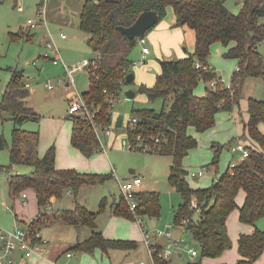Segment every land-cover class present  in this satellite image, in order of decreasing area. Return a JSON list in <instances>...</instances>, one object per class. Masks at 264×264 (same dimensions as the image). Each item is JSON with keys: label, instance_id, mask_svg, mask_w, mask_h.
<instances>
[{"label": "trees", "instance_id": "trees-1", "mask_svg": "<svg viewBox=\"0 0 264 264\" xmlns=\"http://www.w3.org/2000/svg\"><path fill=\"white\" fill-rule=\"evenodd\" d=\"M169 6L175 13L173 25H187L194 30V50L184 57L160 59V71L154 83L138 84L136 91L151 101L162 99V106L160 109L131 107V116L136 121L126 128L125 134L133 144L140 136V140L149 146V149H139L171 156L168 182L182 195V202L175 212V223L187 219L188 237L199 249V254L187 259L185 264H204L203 257L219 256L230 246L226 221L233 209L238 208L239 220L244 223L255 224L264 216V130L259 127L264 122V98L247 99L248 118L244 122L243 135L246 133L250 143H245L246 157L233 166L228 163L226 169L205 187L191 186L186 179L188 170L182 164L184 156L197 145L196 137L187 132L188 127L193 126L197 131L212 127L218 111L232 110L239 103L246 77L264 79V56L258 50L259 42L264 40V0H242L238 12L231 11L225 0H85L79 26L86 33V42L94 56L86 65L88 83L81 94L94 115L89 120L69 113L72 121L70 142L85 156L101 150L95 126L101 131L112 122L110 99L118 98L123 86L134 81L127 82L125 76L133 71L129 51L138 42V37H128L117 26L131 24L145 9L155 10L161 19ZM215 41L226 47L224 57L237 59V67L228 84L216 81L211 85V80L204 93L196 94L194 88L200 78L210 80L215 76V71L207 64L210 46ZM196 62L201 66L197 67ZM24 83L22 74L13 70L2 91L0 113L6 111L14 125L10 145L0 135V147L8 146L10 163L4 165L5 168L19 163L30 166L29 171L8 177L12 197L26 188L35 191L40 209L38 216L30 221V229L39 230L42 225L55 220L75 227L86 225L91 233L71 248L87 253L97 248L107 252L113 248L138 247L135 239L106 237L97 228L96 216L105 210V198H101L97 210H90L78 202L82 185L103 184L112 174L81 171L74 167L57 168L54 145L39 154V130H26L20 126L24 120L40 118V113L25 102L29 89ZM211 164L217 165L216 152ZM240 189L245 197L238 205L236 196ZM67 191L74 198V206L49 215L46 210L51 199L61 198ZM193 197L199 208L197 211L190 205ZM136 198L139 204L135 213L148 217L159 214L157 191L139 189ZM111 205L115 215L135 220L121 193ZM237 248L240 257L233 264H253L264 251V228L255 227L252 232L240 233ZM157 252L158 248L154 254L157 263L167 264Z\"/></svg>", "mask_w": 264, "mask_h": 264}, {"label": "rangeland", "instance_id": "rangeland-1", "mask_svg": "<svg viewBox=\"0 0 264 264\" xmlns=\"http://www.w3.org/2000/svg\"><path fill=\"white\" fill-rule=\"evenodd\" d=\"M39 1H42V4L38 5ZM56 1L62 2L63 0ZM225 2L228 8L233 12H238L242 7V0H225ZM75 11L76 6L74 5L70 8V17L66 19L67 16L64 5L53 3L52 0H0V101L2 91L10 78L11 72L16 70L22 74L25 81L29 82V100L33 108L42 115V119L47 120L48 118H53L60 121L61 126H66L67 129H70L72 124L71 118L66 117V114L69 113L68 106L75 97V93H81L82 90L87 87L88 72L86 68L82 66L74 69L71 76H69L62 63L64 61L69 69H73V66L78 65L82 60H90L94 56L92 48L85 41L84 37L87 36L86 33L79 28ZM28 19H33L36 23L29 24L27 22ZM27 28L31 29L32 32V37L28 39L20 32V30L25 32ZM28 31L25 32L26 35H28ZM60 31L64 32L67 37L61 38ZM13 32L21 33V35L12 37L11 34ZM46 40H51L58 47L60 57L63 61L55 64L50 57L44 55L46 50L44 43ZM258 50L264 56V40L259 42ZM224 51L225 46L221 42L215 41L211 44L207 64L208 67L215 71V76L210 80L200 78L194 88L196 94L204 93L206 86H210L211 80L217 81L222 85L229 83L231 75L237 65L235 58L224 57ZM140 52L141 43L138 41L130 49L129 57L133 61H137L140 57ZM139 65L141 64L137 62L132 67L136 75V82L124 85L121 94L113 104L114 111H117L118 115L122 114L123 116L122 125L114 128L106 138H102L101 136V150L94 152H100L98 154L104 155L105 153L108 154L109 159L106 155L105 157L111 162V166L102 173L112 174V177L109 178L105 184H99L86 194L84 193V201L89 205H93L100 195L101 197L106 195L109 200L117 198L120 193L118 180H125L126 177L130 175L129 169L133 168L137 174L142 176L143 184L141 183V185L144 188L148 190L155 189V191L158 192L160 204L159 214L152 217L143 216L142 219L144 224L148 229H164L169 224L175 223V212L182 202L181 193L168 182L171 156L168 154L145 151L139 148H132L122 144V138L126 136L124 133L126 131L125 124L127 126L128 123L126 122L132 118L130 112L131 107H153L160 109L162 106V99L157 98L151 101L148 100L145 94L138 91L132 98H127L125 96L124 91L126 89L131 88L137 90L138 84H147V80L152 74L148 72L144 76V81L137 83ZM156 73L158 72H155V74ZM155 74H152L154 78ZM248 80L250 79H246V81L244 80L243 82L242 96L239 103L235 105L236 109L234 112H231L232 110L218 111L215 116L214 125L204 131H197L193 126L188 127L187 132L196 137L197 145L191 148L187 155L184 156L182 164L188 170L186 179L193 187H205V185H210L212 179L223 172L228 163L231 165L232 162H238L241 158L240 151L234 152L231 149L232 146L236 145L239 136L244 143H250V139L247 137L246 133L245 135L242 134L243 128L240 125L239 118L235 119L234 115L238 117L239 112H241L243 117H247L245 107L246 97L248 93L254 95L255 98L261 97V95L264 96V79L253 77L252 81ZM66 82H69V84L66 85ZM46 83H52L53 87L48 88ZM13 125V119L6 111H2L0 113V135H3L9 145L11 143ZM20 126L26 130L41 129L39 121L33 119L24 120ZM45 140L46 135L43 133L42 137L40 136L38 147L40 152V142L44 145ZM218 148L219 150H217ZM215 152L217 153V165L211 164ZM9 163L10 158L7 146L0 147V225L4 229H12L15 225H25L15 218V209L17 210L19 207L23 206V204L28 213L35 209L34 203L30 202V204H28V200L20 204L16 202L15 209H13L12 203L13 201H17L20 194L15 197L10 195L8 177L13 173L27 172L30 168L28 165L22 163L16 164L10 167V169L5 168L4 165ZM199 169L204 170L202 176L193 177L190 175V171ZM23 191L30 192L27 188ZM239 192L241 195H238ZM240 196H242V189L238 191L236 200H238L237 197L239 198ZM73 199L71 194L64 193L62 199L55 203V207L61 209L64 206H72ZM4 203L8 204L10 209H6L3 205ZM231 212L235 214L238 212V208L236 207ZM37 216L38 214L33 219ZM112 216L113 219L110 221L108 220L109 215H99L98 222L102 228H104L105 224L109 223V225H111L112 222V225L116 227V232L120 233V235L125 234L130 228H137L138 224L134 223L135 220L133 219L118 215ZM112 220L115 221L113 222ZM30 221L32 220H29L27 225L30 224ZM228 222V227L232 232L238 231L237 218L233 220L232 217H230ZM261 222H264V217L257 220L255 224L259 225ZM258 228H264V226H258ZM51 229L52 230H42L41 233L49 237L46 233L48 232L52 238L57 241L63 239L69 240V238L76 236L75 228L71 225H64L63 227L54 226ZM39 230L41 231V228ZM81 232V235H83L84 231ZM191 242L195 244L194 240H191ZM139 244L140 251L137 255H135L136 253L133 251L128 258L131 256L136 257L137 261L143 259L146 264H151V258L146 250V246L140 240ZM231 244L227 249L231 247ZM181 250L183 256L181 258H173L172 264L186 263L188 259L187 253L185 250ZM77 254L76 251V255Z\"/></svg>", "mask_w": 264, "mask_h": 264}, {"label": "crops", "instance_id": "crops-1", "mask_svg": "<svg viewBox=\"0 0 264 264\" xmlns=\"http://www.w3.org/2000/svg\"><path fill=\"white\" fill-rule=\"evenodd\" d=\"M84 1L85 0H63L62 2H60V1L52 0L53 3H58V4L64 5L65 11H66V16H67L66 19L70 17L69 16L70 8L75 5L76 6L75 16H76V20H77L78 25H79V21H80V11H81V8H82ZM39 4H42V1H39L38 5ZM47 5H48V3H47ZM174 21H175V13H174L173 8L169 6L167 8V11H166V14L164 15V17L159 19L150 28V30L146 33V35H144L145 39H146V45L149 48V52L146 54L145 62L138 66L139 67L138 68L139 69L138 70L139 76L137 77V79H138L137 83L144 81V76L148 72L150 74L151 73L155 74V72L160 71V64H159L160 59H162V58H180V57L187 56L188 53L193 52L194 44H195V32H194V30L192 28L188 27L187 25L175 26V25H173ZM79 28H80V26H79ZM26 31H28L27 32L28 38H31L32 37L31 29L27 28ZM22 32H23V35L26 37L25 32L24 31H22ZM66 37H67V35H66ZM84 38L86 41V37H84ZM232 44L233 43L231 42L230 45H232ZM184 45H186V46H184ZM225 49H226V47H225ZM236 65H237V59H236ZM151 69H152V71H151ZM156 74H155V76H156ZM151 75L149 76V78L147 80L148 85H152L155 81V78L153 77L154 75H152V77H151ZM246 79H250L248 81H252L253 77L248 76V77H246ZM246 79H245V81H246ZM133 80H134L133 82H136L135 72H134V79ZM65 84L67 85V84H69V82H66ZM134 91H135V95H136L137 91L136 90H134ZM29 96H30V90H29L28 95L25 97V102L27 105L33 107L32 103L29 100ZM253 96L254 95H251L250 93H248V95L246 97V100H245L246 111H247V99H248V97H253ZM256 98H264V96L261 95V97H256ZM235 109L236 108L234 106V108L232 109L231 112H234ZM112 114H113L112 120L114 122H116V118L118 116L117 111H114V109H113ZM68 115H69V113L66 114V117H69ZM239 116L237 117L234 115V118L235 119L239 118L240 125L243 128L244 122L248 118V112H247V117H243L241 112H239ZM41 119H42V115L40 114V118H39V120H37V121H39L40 126H41V129H40L41 131L39 130V134L42 137V134L44 133L46 135V140H45L44 145H42V143L40 142L41 152L39 149H38V151H39V154L42 155L44 153L43 151L49 145H54L55 146V166L57 168L74 167V168L81 170V171H91V172H103V171H106L109 169V167L111 166V162L108 161L109 156L107 153L103 152L108 157V159L105 157L104 154H98L100 152L94 153L91 156H85L79 151V149H77L76 147H74L71 144L70 135H71L72 124H71L70 129H67L66 126H64V127L61 126L60 121L55 120L53 118H48L47 120H44V119L41 120ZM259 127H260V129L264 130V122L260 123ZM243 130H244V128H243ZM242 134H243V132H242ZM104 137L106 138L107 136L102 135V138H104ZM239 140L242 141L240 136L238 138V141ZM39 141H40V138H39ZM112 144H114V143H112ZM7 145H9V144L7 143ZM242 158L243 157H241L240 159H242ZM28 167L30 168V166H28ZM130 170H133V171L130 172ZM129 174L130 175L128 177H131L132 174H137V173L135 172V170L133 168H130ZM128 177H126V178H128ZM214 178H216V177H214ZM103 184H105V183H103ZM103 184H100V185H103ZM142 184H143V180H142ZM97 185H99V184H97ZM97 185H82L81 188L79 189V193H78V198H77L78 202L80 204L86 206L90 210H97L98 205H99V201L101 200V198H105L107 201L106 208L104 211L98 213L96 216L95 221H96L97 228L106 237L135 239L138 241V247L131 248V249L113 248V249H109L107 252H104V251L100 250L99 248L95 249L91 253H87V252H83V251H77L75 249H72L71 247L74 246L77 242H79V241L83 240L84 238H86L87 236H89V234L91 233V229L86 225H81L78 227L73 226L75 228V231H76V236L69 238V240L63 239L61 241H57L54 238H52V236L48 232H46V233L48 234L49 237H46L42 234V236L49 239L48 243L44 246V248L37 250L35 253H33L28 258H23L21 260L19 258L17 264H146L143 259H140L139 261H137L136 257L131 256L132 258L131 257L128 258L129 255H131V253L133 251H135V253H136L135 255H137V253L140 251L139 240L141 242H143L141 230H140V227H139V224L137 223V221L135 220V222H134V223L138 224L137 228H135V227L130 228L125 232V234L120 235V233L116 232L117 231L116 227L112 225V222H111V225H109V223L105 224L104 228H102V226L98 222L99 215H101V214L109 215L108 220H110V221H111V219H113L112 215L116 216L112 212V205L111 204H112L113 200H109L106 195H104V197H101V195H100L96 199V201L93 205H89L86 201H84V195L88 191L94 189V187H96ZM27 189L30 192L26 191L25 199H26V201L28 200V204H30V202L34 203V205H35L34 211H30L28 213L27 210L24 208L25 207L24 204H23V206L19 207L17 210L15 209L16 202H19V204L23 202L22 199H20L22 191H21V193H19L20 197L17 199V201H13V203H12L13 209H15V218L24 224L29 222V220H32L38 214V211L40 209L39 206L37 205L34 189L33 188H27ZM140 189L148 190V189L144 188L142 185L140 186ZM149 190H155V189H149ZM65 193L71 194L70 191H67ZM238 195H241V193L239 192ZM244 197H245V193L242 190V196H240L239 198L237 197L238 200H236L238 205L242 204ZM61 199H62V197L51 199V201L49 203V209L46 210L49 215H52L55 212L58 213L63 208H70V207L74 206V199H73L72 206H69V207L64 206L61 209L56 208L55 203L57 201H60ZM241 199H242V201H241ZM230 217H232L233 220H235L236 218L238 219V226H237L238 231H236V232L235 231L232 232L231 229H229V227H228L229 226L228 221H229ZM260 219L261 218H259L258 220H260ZM112 221L114 222L115 220H112ZM239 221L240 220L238 217V212H236L235 214H232V212H231L229 214L226 223H227V230H228L229 236L232 239L231 247L228 249L226 248L219 256H216V257L205 256V257H203L202 262L204 264H233L240 257V254H239L238 248H237L238 235L242 232H245V233L252 232L255 229V227H258V226L263 227L264 226V222H261L260 223L261 225L260 224L259 225H257V224L250 225V224H247V223H244L241 221L239 224ZM64 225H68V224H65L61 221L55 220L53 222H49L47 224L42 225V227H40V228H41V232H42V230L44 231L46 229L52 230L51 228L54 226L63 227ZM81 231H84L83 235H81V233H82ZM51 234H52V232H51ZM116 236H124V237H116ZM76 251L78 253L77 255H76ZM141 261H143V263H141ZM253 264H264V251L261 253V255L259 257H257V259H255Z\"/></svg>", "mask_w": 264, "mask_h": 264}, {"label": "built area", "instance_id": "built-area-1", "mask_svg": "<svg viewBox=\"0 0 264 264\" xmlns=\"http://www.w3.org/2000/svg\"><path fill=\"white\" fill-rule=\"evenodd\" d=\"M29 24H34L36 22L33 19H28ZM60 36L62 38L66 37L64 32H60ZM138 41L141 43V52L140 57L137 61H132V66L135 63L143 64L146 60V54L149 52V48L146 45L145 36L138 37ZM45 52L44 55L48 56L52 59L53 63H59L63 61L60 57L58 47L51 41L46 40L45 43ZM88 63L87 59L79 62L78 65L73 66V69H69L65 62L63 61V65L67 70L69 76L74 69L79 67H84ZM196 66L199 67L201 64L196 62ZM206 68V66H204ZM215 81L211 82V85H215ZM48 88H52V83H46ZM24 85L29 87V82L25 81ZM118 98H111L112 107L115 100ZM69 113L79 114L81 117L85 119L92 120L93 111L86 105L82 94L76 92L75 97L71 100L68 106ZM136 121V118L133 117L128 123L127 126L125 124V129L127 127H131L132 123ZM115 128V122H112L105 126L103 130H99L98 127L95 126V131L98 137L101 140L102 144V135H109L112 130ZM138 142L133 144L126 136L122 138V144L128 145L129 147H141L142 149H149L148 144L142 142L140 140V136L137 137ZM232 151H240L241 157H246L248 155V149L245 146V143L242 141H237L236 145L232 146ZM230 164V163H229ZM235 162H232L230 166H233ZM193 177H199L204 174L203 169H199L196 171L189 172ZM142 183V176L140 174H132L131 177L126 178L125 180H118L120 193L123 195L129 209L134 213V218L139 224L142 241L146 246V249L150 255L151 263L158 264L154 254L158 248V257L167 261V264H172L173 258H181L183 256L182 250H185L189 258H194L199 254V249L195 244L191 242L192 239L188 237V232L186 231L185 224L187 223L186 218H182L179 223H172L166 226L164 229H148L143 222L142 215L135 213V209L137 208L139 202L136 198V192L140 189ZM26 192L23 191L21 193V199L23 202L25 199ZM6 209H10L9 205L3 204ZM190 205L195 210H199L196 200L193 197L191 199ZM47 209H49V205H47ZM49 239L42 236L40 230H32L29 227V224L25 223V225H15L12 229H4L0 225V264H17L19 258L20 260L23 258L30 257L33 253H35L39 249H43L44 246L48 243ZM191 242V243H190ZM143 263V261H141ZM185 264V262H184Z\"/></svg>", "mask_w": 264, "mask_h": 264}, {"label": "water", "instance_id": "water-1", "mask_svg": "<svg viewBox=\"0 0 264 264\" xmlns=\"http://www.w3.org/2000/svg\"><path fill=\"white\" fill-rule=\"evenodd\" d=\"M159 20L158 13L153 9H145L141 11L135 20L129 25H118V29L130 38L144 36L145 32L151 28ZM86 68V66H84ZM134 79V72L129 71L126 73L125 80L131 82ZM127 98H132L135 91L128 88L124 91ZM123 123V116L119 114L116 118L115 127H120ZM133 170H130L132 172Z\"/></svg>", "mask_w": 264, "mask_h": 264}]
</instances>
